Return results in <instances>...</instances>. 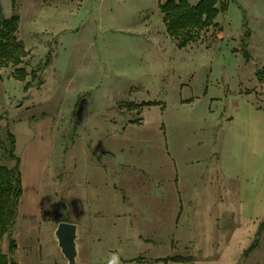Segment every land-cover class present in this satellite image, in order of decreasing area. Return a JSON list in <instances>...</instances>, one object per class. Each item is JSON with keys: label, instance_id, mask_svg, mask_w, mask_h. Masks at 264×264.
<instances>
[{"label": "rangeland", "instance_id": "rangeland-1", "mask_svg": "<svg viewBox=\"0 0 264 264\" xmlns=\"http://www.w3.org/2000/svg\"><path fill=\"white\" fill-rule=\"evenodd\" d=\"M163 1L15 0L17 37L29 50L19 67L31 72L51 56L41 86L30 75L15 79V66L1 70L0 164H13L10 129L23 194L11 230L17 248L9 252L6 234L0 251L16 264H69L55 237L61 221L78 226L76 264H106L113 252L119 264H163L155 258L173 255L191 257L184 264H264V232L243 258L264 220V0H228L216 19L222 30L210 27L183 48L167 32ZM5 5L9 17L12 0ZM143 102L151 104L126 106ZM175 169L184 208L176 236L201 244L168 241ZM130 173L149 184L153 200L167 193L166 204L149 216L130 188L136 202L125 201ZM123 209L132 211L133 229L121 232L130 238L115 230ZM143 218L164 242L133 236Z\"/></svg>", "mask_w": 264, "mask_h": 264}, {"label": "trees", "instance_id": "trees-1", "mask_svg": "<svg viewBox=\"0 0 264 264\" xmlns=\"http://www.w3.org/2000/svg\"><path fill=\"white\" fill-rule=\"evenodd\" d=\"M12 8L13 13L9 17H5L0 1V82L2 81V68L12 65L16 67L13 74L15 79L25 81L30 75L33 80L37 79L39 86H41L44 83L42 74L51 62V56L49 54L45 62L42 60L38 62L31 72H28L24 67H19L29 54V50L26 49L24 42L17 37L20 16L15 11V0H12ZM227 8L228 0H199L196 4L190 3L189 0H164L161 3L167 32L175 39L180 48L198 40L201 33L210 27L218 26L219 31H221L222 28L216 19L219 13ZM250 35L248 29L242 35V43L246 46L249 44ZM259 73H264V67ZM261 80L264 81V75L261 76ZM31 87V82L25 86L26 89ZM148 104L151 103H129L126 106L129 109H141ZM16 143L15 133L8 129L5 152L7 159L13 164L11 166L0 164V240L6 234L9 235V252L11 253L17 248L11 230L16 223L20 199L23 194L21 159L16 153ZM263 232L264 220L260 222L253 241L243 253V258H247L259 246ZM191 260V257L172 256L158 258L154 261L167 264L169 261L189 262ZM0 264H16V262L8 253L0 251Z\"/></svg>", "mask_w": 264, "mask_h": 264}, {"label": "crops", "instance_id": "crops-1", "mask_svg": "<svg viewBox=\"0 0 264 264\" xmlns=\"http://www.w3.org/2000/svg\"><path fill=\"white\" fill-rule=\"evenodd\" d=\"M1 1V4H2V8H3V11L4 8H8L6 5H5V0H0ZM6 3H7V0H6ZM12 11H13V8H12ZM132 172V171H131ZM133 173V172H132ZM130 173V174H126L124 176V180H125V185L126 186L124 188V192H125V201L126 199H131V202H136V200L134 201L133 198H131L130 196H133L130 194L129 190L128 192L126 191L127 188H130L131 190V193H134V194H138V198H139V202L138 203H144L146 206L145 208H142V209H145L146 211H148L149 213L145 212V215L149 214V216L151 215V210H153V212L155 211L154 209H156L157 207L156 206H160L161 205H165L166 204V199H167V193H165L164 191L162 190H159L158 191V194H160V200L156 199V200H153L152 197H151V187H149L148 185L149 184H146L145 183V180L142 179V178H138V179H135L133 176V174ZM226 179V178H224ZM138 180V182H137ZM141 181H144L143 183V188H141L142 186L140 185V182ZM124 183V181H123ZM159 183H166V180L164 179H160ZM183 178H181V175L179 173V171L177 169L174 170V172L172 173L170 179H169V182H168V186H169V191L171 192H174V197L176 198V193H177V201H176V204H175V207H176V214H177V218L175 220V232L169 237V240L172 244L173 243H176V242H179V243H185L186 245L187 244H191V243H196V244H201V241H192V240H189V239H184L183 237H177L176 236V231L179 229V221H180V218L182 216V213H183V204H182V198H181V190H183ZM227 185V189L230 190L231 188ZM147 186V187H146ZM220 188L216 185V187L214 188L213 190V193L215 194V197H214V200H215V203H214V206L217 205V191L219 190ZM176 191V192H175ZM168 192V191H167ZM129 194V195H128ZM139 194H142V196H140ZM181 202V203H180ZM133 205H130L129 208L133 209ZM151 207V208H149ZM155 207V208H154ZM179 209V210H178ZM125 209H123V211H119L116 213V215L118 216L117 218V227H115V230L118 231V234L119 235H122L121 232H123L124 234H126V230H132V221L127 219L128 216L132 213V211H124ZM138 211V210H137ZM135 210V214L137 212ZM134 212V211H133ZM122 216H124L125 218H123L124 220H121ZM218 218H221L220 214L218 213ZM214 219H217V214L214 215ZM141 227L142 226H145V229L142 231V233L139 231L138 233H132L134 237H136L138 240L140 241H144L146 244H149L150 246L154 243H157V244H161L162 242L164 241H160L158 240V237L155 238V235H157L159 233V229H152L150 228L149 230L147 229V227L149 226L150 222L148 219L146 218H143V221L141 222ZM129 232L127 231V235H122L124 237H129ZM217 239H214L213 241L211 242H208V243H216ZM203 242V241H202ZM173 256H181V255H173ZM135 257L137 258V256H132V257H128L126 259H135ZM168 257H172V256H168ZM185 257H189V256H185ZM158 258H167V257H156L155 259H158ZM136 261L138 262H143V259H136ZM175 262V261H174ZM190 262V261H189ZM161 263V262H159ZM163 263V262H162ZM169 263V262H168ZM167 263V264H168ZM178 263H186V262H178Z\"/></svg>", "mask_w": 264, "mask_h": 264}, {"label": "water", "instance_id": "water-1", "mask_svg": "<svg viewBox=\"0 0 264 264\" xmlns=\"http://www.w3.org/2000/svg\"><path fill=\"white\" fill-rule=\"evenodd\" d=\"M55 237L57 239L58 246L60 247L68 263L76 264L77 256H78L77 224L70 221H61L55 230Z\"/></svg>", "mask_w": 264, "mask_h": 264}, {"label": "clouds", "instance_id": "clouds-1", "mask_svg": "<svg viewBox=\"0 0 264 264\" xmlns=\"http://www.w3.org/2000/svg\"><path fill=\"white\" fill-rule=\"evenodd\" d=\"M84 200L83 207L87 210V202L84 197H82ZM119 258L120 253L119 252H113L109 255L106 264H119Z\"/></svg>", "mask_w": 264, "mask_h": 264}, {"label": "bare ground", "instance_id": "bare-ground-1", "mask_svg": "<svg viewBox=\"0 0 264 264\" xmlns=\"http://www.w3.org/2000/svg\"><path fill=\"white\" fill-rule=\"evenodd\" d=\"M29 198H31V200H33L32 196H29Z\"/></svg>", "mask_w": 264, "mask_h": 264}]
</instances>
